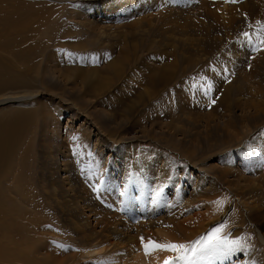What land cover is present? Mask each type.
Segmentation results:
<instances>
[{"label":"rangeland","instance_id":"374dc122","mask_svg":"<svg viewBox=\"0 0 264 264\" xmlns=\"http://www.w3.org/2000/svg\"><path fill=\"white\" fill-rule=\"evenodd\" d=\"M9 3L46 18L39 73L0 93L39 112L17 162L34 264L129 262L221 226L240 246L185 264H264V0Z\"/></svg>","mask_w":264,"mask_h":264},{"label":"bare ground","instance_id":"6f19581e","mask_svg":"<svg viewBox=\"0 0 264 264\" xmlns=\"http://www.w3.org/2000/svg\"><path fill=\"white\" fill-rule=\"evenodd\" d=\"M9 1L14 2L15 0H0V93L14 86L21 87L29 84L30 81L26 78H31L30 74L39 73L38 65L32 63L33 54L37 49L34 39L40 31L39 24L46 20L43 13V16L34 15L32 6H17L16 3L11 4ZM27 68H30L32 73L18 74L22 69ZM8 103H16L17 106L12 105L9 110L3 108L0 114V264L21 262L34 264L36 253H39L37 248L39 244L35 240V236H38L36 234L41 231L37 225L32 224L34 214L26 209L25 203H22L23 200L29 201L28 204L35 206L30 192L31 185L21 181L22 175L19 176L21 172L17 162L21 156L22 141L29 130L31 119L39 112L33 108L25 107L14 98L0 96V108ZM9 182L13 184L7 185ZM234 216L230 217L229 222L233 221ZM235 218L237 217L235 216ZM34 230L35 234L32 232ZM22 237L26 238L27 245L19 242ZM101 245L103 246V243L94 245L92 250L89 249V253H96ZM110 245L121 252L128 246L114 243H110ZM157 252L152 251L146 255L145 248H143V252L135 258L133 257L129 262L126 260L127 256L122 258L119 253L116 260L119 264H164L165 260L170 259L173 255L168 251L163 254ZM227 264H237V262L230 261ZM246 264L251 263L248 261Z\"/></svg>","mask_w":264,"mask_h":264},{"label":"snow or ice","instance_id":"6c2138e0","mask_svg":"<svg viewBox=\"0 0 264 264\" xmlns=\"http://www.w3.org/2000/svg\"><path fill=\"white\" fill-rule=\"evenodd\" d=\"M229 2L236 3L238 0H229ZM245 36H248L245 33ZM264 46V35L259 37V45ZM214 102V101H213ZM224 226L213 229L202 242H197L199 247L193 246L191 249L184 244H166L162 245L153 241H148L144 244V239L141 238L142 244H144L145 254L149 255L152 251H168L175 254L173 259L165 260L164 264H185V262L193 261L197 257V253H212L223 248H227L229 251L235 250L233 246H240L239 240H224L222 233Z\"/></svg>","mask_w":264,"mask_h":264}]
</instances>
